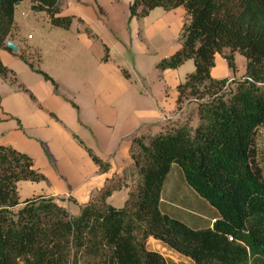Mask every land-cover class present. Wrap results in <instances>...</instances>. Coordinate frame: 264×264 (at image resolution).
<instances>
[{
	"label": "trees",
	"instance_id": "trees-1",
	"mask_svg": "<svg viewBox=\"0 0 264 264\" xmlns=\"http://www.w3.org/2000/svg\"><path fill=\"white\" fill-rule=\"evenodd\" d=\"M23 1L0 0V47L12 53L6 43L12 40L15 10ZM29 1L32 11L44 13L52 27L71 29L74 18L62 13L65 0ZM158 8H182L188 20L181 49L160 64L165 71L194 62L195 72L177 87L179 109L191 97L201 99L202 88L220 95L233 83L234 91L200 110L195 130L183 126L133 139L130 153L139 183L123 209L106 204L113 188L77 218L54 198L22 201L18 184L40 183L46 177L29 155L0 144V264H168L148 248L149 238L194 264H264V168L258 149L264 128V0H135L130 14L145 18ZM225 50H230L225 59L234 71V54L246 58L243 77L212 78L215 57ZM108 57L105 48L103 61ZM19 58L58 89L23 53ZM0 78L28 93L1 59ZM88 153L102 171L110 169ZM174 165L219 213L212 228L193 230L161 212L162 190Z\"/></svg>",
	"mask_w": 264,
	"mask_h": 264
},
{
	"label": "crops",
	"instance_id": "crops-1",
	"mask_svg": "<svg viewBox=\"0 0 264 264\" xmlns=\"http://www.w3.org/2000/svg\"><path fill=\"white\" fill-rule=\"evenodd\" d=\"M134 1L65 0L62 13L74 18L70 30L52 27L44 13L37 14L45 18L47 35H51L43 38L44 44L33 43L29 40L30 37L23 36V26L18 22V7L24 1L16 7V30L11 41L18 47V54L0 47L1 60L3 55L17 60L20 59L19 52L29 54L40 51V58L45 61L48 53L47 74L58 85L57 90L52 84L53 89L23 85L28 93L11 86L3 89L0 95V144L29 155L35 162V168L46 177V181L40 183H19L22 201L21 190L24 187L26 199L54 198L56 203L69 212L70 204H73L72 210L82 211L107 188L114 189L106 200L107 205L118 194L120 203L126 205L130 194L137 187L139 177L130 153L132 141L142 136L158 135L159 132L150 134L152 126L161 122L162 115L177 111V87L180 84L171 88V94L164 87L166 77L176 70L163 71L162 82L157 91L150 84L147 87L137 86L138 81L122 65L116 67V72L109 69L101 71L107 73V77L103 75L101 78V74L96 76L102 68L104 47L111 56L113 51L111 44L108 41L104 43L102 38H114V45L124 55L129 50L123 49V46L143 47L147 40L153 41L158 36L163 41L180 37L179 30L184 26L186 14L184 11V16L177 25L168 22V15L182 8L172 12L158 8L144 19L138 20L130 14V6ZM31 7L30 2V13L36 14ZM94 24L102 29L103 34L92 31L96 38H91L86 31L91 30L90 26ZM132 26L133 33L130 31ZM35 27L38 31V24ZM75 28L77 30L73 32ZM98 41H102L103 48L98 46ZM40 45L46 48H41ZM67 47L71 53H63L67 51ZM56 49L59 53L50 54ZM138 50L142 49L136 48L130 53L135 54ZM238 54H234L237 62ZM227 64L225 58L220 54L216 55L215 68L212 70L214 80L231 81L246 74L247 62L245 64L243 61L241 73L235 78L228 76ZM89 67L91 72L88 74ZM122 71L128 76L123 75ZM135 75L142 83L144 78L141 74L135 71ZM109 81L112 82L111 85H108ZM88 150L108 164L110 169L102 171L93 162ZM133 178L136 179L135 182H132ZM160 210L164 215L193 230L212 228L213 222L219 219L217 210L188 185L177 165L172 167L164 184ZM147 246L150 250L159 252L168 264H194L153 238H149Z\"/></svg>",
	"mask_w": 264,
	"mask_h": 264
},
{
	"label": "rangeland",
	"instance_id": "rangeland-1",
	"mask_svg": "<svg viewBox=\"0 0 264 264\" xmlns=\"http://www.w3.org/2000/svg\"><path fill=\"white\" fill-rule=\"evenodd\" d=\"M29 4H30L29 0H26L24 1L22 5H19L18 7V22L21 24V26H23L24 34H25L23 36L27 38L30 37L29 40H31V42L33 43L37 42L38 44H44L43 38H45L46 36H51V35H47L48 32L46 31L47 27H45L46 25L45 18L40 17L37 14L31 15ZM168 16H169L168 22L170 24H173V25H177L178 23L180 24V21L184 16V9H181L180 11L174 12L172 14L169 13ZM142 19L144 18H138V20H142ZM33 22L35 24H33ZM185 23L186 24L188 23V20L186 18L184 19V24ZM37 24L39 27L38 31L36 30V27H35ZM93 26H95V28L97 29L95 30ZM93 26L91 25L90 27L92 29L91 30L88 29V30H90L91 32L92 31L100 32L103 34L102 29L98 28V26L95 24ZM183 27L181 28V30H179L180 34L178 35H180V37L179 36L175 37L173 40L166 39L165 41H163L160 38V36H158L157 38L153 39V41L147 40L146 44H144L143 47L134 46V48L132 47L126 48L123 46V49L129 50V52H127L124 55L120 54L118 46L114 45L115 43L114 38H111V39H109V37H105V39L102 38L104 43L105 41H108L109 44H111L113 51H112V56L109 54L108 61L107 62L103 61L102 68L101 70L97 72L96 76L98 74H101V78L103 77V75L104 77H107L106 76L108 75L107 73H102L105 69H109V71L116 72V69H117L116 67L118 65H122L127 71H129V73L133 74V79L134 80L136 79L135 81H138L137 86L144 85L145 87H147L150 84V86L155 87L154 89L155 91H157V88H159L158 85H160V82H162V73L164 71L160 68V64L162 63L163 60L169 59L182 46L181 36L183 32ZM140 28H141V23H140ZM76 30L77 29L75 28L73 32H76ZM141 30L142 32H144L143 28H141ZM130 31L132 33L134 32L133 26L130 28ZM135 31L138 32L137 30ZM123 42L125 41L123 40ZM101 43L102 41L101 42L98 41V44H99L98 46L103 48V45ZM133 44H135V41H133ZM40 46L41 48H46V46H43V45H40ZM119 48L121 49V47ZM136 48H139L142 50H138L136 51L135 54H131L130 51L133 52V50L135 51ZM104 50H105V47H104ZM38 52H32L29 54L23 53V54L26 56L28 61L34 65L36 69L43 71L44 73L47 74V70L49 68L48 67L49 56H47L48 53H46L47 55H46L45 61H42L41 60L42 58H40V54L42 55V52L40 51ZM13 53L18 54V52H13ZM52 53H59V51L56 49L54 50V52L53 51L50 52V54ZM63 53H71L70 48L67 47V51ZM229 53H230V50H225L224 53L221 54V56L225 58V55H228ZM20 54L21 53L19 52V55ZM43 55H45V52L43 53ZM237 57H238V62H237V59L234 58L236 67L238 64L236 71L231 69L229 64H227V71L229 73L228 76H230L231 78H235L236 76H238L241 73L243 61L245 64L247 62L246 58H244L242 55L238 54ZM2 58H3L2 60H4L2 62L17 75V79L21 85H26V86L39 85L44 89H53L51 83L47 82L42 74L32 70L30 66L24 61L20 59L16 60L13 58H8V57H5L4 55ZM135 71L140 73L141 76L144 78L142 83L139 82L141 81L139 80V78H136ZM90 72H91V67H89L88 69V74ZM194 72H195L194 62L192 60H189L185 62L181 67L176 69V71H174L172 75H170L168 78L166 77L164 87L166 86L169 94H171V88L173 86L185 83L187 76ZM122 73L123 75L126 76V73L124 71H122ZM111 84L112 82L109 81L108 85H111ZM11 86L12 85L6 84L4 80L0 78V95L2 94L3 89H6L7 87L11 88ZM14 88L18 89L17 86H14ZM234 89H235V86L233 85V83H228L227 88L223 92H221L220 95H216V94H213L212 92H206L205 89L202 88L203 94H202L201 99H196L195 97L193 98L191 97L180 106L181 109H179V105L177 103V111L173 113H168L166 115H162L160 119L161 122L157 125L152 126L153 129L150 134H154L155 132L157 133L159 132L158 134H160L161 133L160 131H162L163 133L174 132L183 126H189L193 130H195L200 124V118H199L200 110L205 109V107H207L209 103L215 101L219 97L228 95L229 93L233 92ZM157 97H160V96H157ZM159 106L161 107L160 100H159ZM139 134L142 135L141 133ZM258 149H259V158L264 167V129H262L258 134ZM137 177H139V175ZM135 181L136 179L133 178L132 182H135ZM136 189L137 187L135 188L134 191H136ZM21 197L24 200L27 198L24 187H22V190H21ZM119 197H120V194H118L116 198H114L113 200H110L109 204L116 209H123L125 207V203H120ZM98 199H99V196L95 198V200H98ZM69 206H70V213L73 217L77 218L81 215V212H82L81 210L74 211L71 209L73 207V204H70Z\"/></svg>",
	"mask_w": 264,
	"mask_h": 264
},
{
	"label": "water",
	"instance_id": "water-1",
	"mask_svg": "<svg viewBox=\"0 0 264 264\" xmlns=\"http://www.w3.org/2000/svg\"><path fill=\"white\" fill-rule=\"evenodd\" d=\"M6 47L9 48L13 52H17L18 51V47L12 41H8L6 43Z\"/></svg>",
	"mask_w": 264,
	"mask_h": 264
},
{
	"label": "built area",
	"instance_id": "built-area-1",
	"mask_svg": "<svg viewBox=\"0 0 264 264\" xmlns=\"http://www.w3.org/2000/svg\"><path fill=\"white\" fill-rule=\"evenodd\" d=\"M216 221H214L213 223H215ZM231 241H232V239H231Z\"/></svg>",
	"mask_w": 264,
	"mask_h": 264
}]
</instances>
